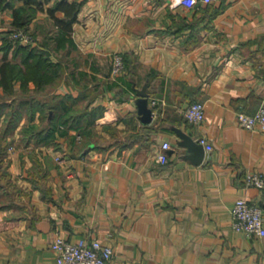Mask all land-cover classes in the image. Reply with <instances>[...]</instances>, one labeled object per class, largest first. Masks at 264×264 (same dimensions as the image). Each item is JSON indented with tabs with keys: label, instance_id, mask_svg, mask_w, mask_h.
<instances>
[{
	"label": "crops",
	"instance_id": "crops-1",
	"mask_svg": "<svg viewBox=\"0 0 264 264\" xmlns=\"http://www.w3.org/2000/svg\"><path fill=\"white\" fill-rule=\"evenodd\" d=\"M5 1L12 6L0 9V44L24 4ZM30 1L28 29L64 68L49 94L76 99L70 111L79 103L80 122L64 127L61 149L21 143L24 116L8 134L0 264H61L57 234L110 245L111 264H264V236L231 227L237 197L264 217V187L244 182L250 173L264 178V129L246 130L236 119L264 104V0L191 8L177 0ZM65 2L79 3L73 45L56 41L55 20L64 17L56 6ZM114 53L125 62L116 76ZM193 101L205 110L197 124L184 116ZM38 114L33 123L42 127ZM180 133L206 138L212 150L194 163Z\"/></svg>",
	"mask_w": 264,
	"mask_h": 264
},
{
	"label": "trees",
	"instance_id": "trees-1",
	"mask_svg": "<svg viewBox=\"0 0 264 264\" xmlns=\"http://www.w3.org/2000/svg\"><path fill=\"white\" fill-rule=\"evenodd\" d=\"M29 3H31L30 0H24L22 6L13 9L11 26L2 34L0 44L2 53L0 57V182L5 181L6 185H11L6 180L8 163L5 155L12 143V139H8V134L15 129L23 116L26 117L28 125H24L20 129L21 143L24 145L31 142L37 145L52 144L54 149H61L57 138L63 137L67 133L68 129L64 127L68 123L77 124L80 122L79 116L73 115L74 111L79 112L78 102L72 112L70 111V104L76 103V99L68 94H49L60 82L64 68L52 61L50 50H45L38 42L36 35L28 29V24L35 11L34 8L27 6ZM3 6L12 5L9 1L0 0V9ZM56 8L64 13L63 18L55 20L62 30L56 41L58 45L65 42L73 45L69 34L71 24L79 9V3L65 2L63 5L58 4ZM17 31L29 33L36 41L35 45H24L19 40L13 39L11 35ZM9 53H11L10 56ZM17 82L19 83V92L15 91ZM30 83L33 84L32 89L29 88ZM12 96H17V98H13L9 102V97ZM24 106L25 110L21 111V107ZM36 111L39 112L38 118L42 127L33 123ZM79 133L89 135V132L84 130Z\"/></svg>",
	"mask_w": 264,
	"mask_h": 264
},
{
	"label": "built area",
	"instance_id": "built-area-1",
	"mask_svg": "<svg viewBox=\"0 0 264 264\" xmlns=\"http://www.w3.org/2000/svg\"><path fill=\"white\" fill-rule=\"evenodd\" d=\"M213 1L215 0H177L176 4L191 8L196 4H208ZM11 37L25 44H32L34 41L29 33L23 31L14 32ZM110 63L113 76L124 71L122 54H112ZM184 116L192 123L202 122L205 116L203 103L200 101L191 102L184 109ZM236 119L238 125L246 130L253 131L258 126L264 129V104L260 105L253 114L238 112ZM195 141L201 144L207 152L212 150V146L206 138L199 137ZM161 148L162 151L158 154V160L164 164L167 162L166 150L169 148V144L164 142ZM244 182L247 186H255L259 189L264 187V178L258 173L247 174ZM231 227L236 232L263 237L264 217L262 209L249 202L245 197H237L231 209ZM54 245L59 251L61 264H111L114 256L113 248L97 239L80 238L71 242L57 234L54 238Z\"/></svg>",
	"mask_w": 264,
	"mask_h": 264
},
{
	"label": "water",
	"instance_id": "water-1",
	"mask_svg": "<svg viewBox=\"0 0 264 264\" xmlns=\"http://www.w3.org/2000/svg\"><path fill=\"white\" fill-rule=\"evenodd\" d=\"M137 92L142 96H146L145 88L137 90ZM179 136L181 138L180 145L188 149V151L191 153L190 157L194 163H200L203 159V146L196 142L190 134L180 133Z\"/></svg>",
	"mask_w": 264,
	"mask_h": 264
},
{
	"label": "rangeland",
	"instance_id": "rangeland-1",
	"mask_svg": "<svg viewBox=\"0 0 264 264\" xmlns=\"http://www.w3.org/2000/svg\"><path fill=\"white\" fill-rule=\"evenodd\" d=\"M34 35H35V34H34ZM35 43H36V41H33L32 45H35ZM22 44H24V45H25V43H22Z\"/></svg>",
	"mask_w": 264,
	"mask_h": 264
}]
</instances>
